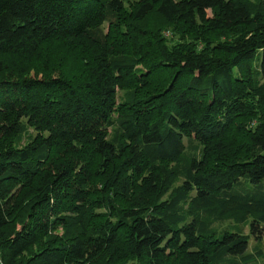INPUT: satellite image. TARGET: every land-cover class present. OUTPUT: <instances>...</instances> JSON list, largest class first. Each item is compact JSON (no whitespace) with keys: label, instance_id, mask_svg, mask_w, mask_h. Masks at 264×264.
I'll list each match as a JSON object with an SVG mask.
<instances>
[{"label":"trees","instance_id":"1","mask_svg":"<svg viewBox=\"0 0 264 264\" xmlns=\"http://www.w3.org/2000/svg\"><path fill=\"white\" fill-rule=\"evenodd\" d=\"M226 219L263 233L264 0H0V264L252 263Z\"/></svg>","mask_w":264,"mask_h":264},{"label":"rangeland","instance_id":"2","mask_svg":"<svg viewBox=\"0 0 264 264\" xmlns=\"http://www.w3.org/2000/svg\"><path fill=\"white\" fill-rule=\"evenodd\" d=\"M124 1H125V4L127 5L128 0H124ZM129 1H133V0H129ZM165 34L168 35L167 32H165ZM24 131L25 133L22 135L21 138H19L18 142L17 143L14 142L16 146L17 144L19 146L24 145L26 141L28 140V136L30 137L31 135L35 133L34 129L30 126H25ZM249 222H250L249 219L243 223H238L233 219H226L222 222H215L213 226L216 227L218 230L228 228L230 230H234L241 234L247 235L249 237L247 252H255L257 250L261 252V256H259L255 261L249 264H261L264 261V225L262 226L263 233L261 237L256 239L253 235L250 234Z\"/></svg>","mask_w":264,"mask_h":264}]
</instances>
